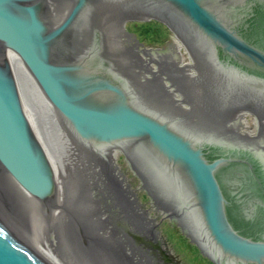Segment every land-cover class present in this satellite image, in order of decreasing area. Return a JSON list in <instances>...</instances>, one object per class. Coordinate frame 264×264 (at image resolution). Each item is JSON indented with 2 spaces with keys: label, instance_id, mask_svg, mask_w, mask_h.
I'll return each instance as SVG.
<instances>
[{
  "label": "water",
  "instance_id": "1",
  "mask_svg": "<svg viewBox=\"0 0 264 264\" xmlns=\"http://www.w3.org/2000/svg\"><path fill=\"white\" fill-rule=\"evenodd\" d=\"M259 136L264 0H0V264H124L91 175L141 264H264Z\"/></svg>",
  "mask_w": 264,
  "mask_h": 264
},
{
  "label": "bare ground",
  "instance_id": "2",
  "mask_svg": "<svg viewBox=\"0 0 264 264\" xmlns=\"http://www.w3.org/2000/svg\"><path fill=\"white\" fill-rule=\"evenodd\" d=\"M98 148L99 153H105L106 163L108 164L106 172L114 186L116 189L122 190L125 197L131 199L129 213L142 223H155L165 217L166 214L156 198L150 199L149 208L140 202V191H146L151 198L150 191L149 189H143V184L137 183L126 158L125 168L121 165L119 157L124 156V154L119 143ZM88 185H91L92 189L95 216L123 263L141 264L116 230L118 223H113L115 218H109L95 175H91V181H88ZM130 257L132 262L129 260Z\"/></svg>",
  "mask_w": 264,
  "mask_h": 264
},
{
  "label": "flooded vegetation",
  "instance_id": "3",
  "mask_svg": "<svg viewBox=\"0 0 264 264\" xmlns=\"http://www.w3.org/2000/svg\"><path fill=\"white\" fill-rule=\"evenodd\" d=\"M259 137H255V139L253 140L255 142H252V143L257 149L259 147V150H256L257 151L256 153H257V158L259 159L258 161L260 163L257 164L258 170L257 169L256 170L259 172V174L262 178L260 180V186H261V190H263L264 189V145H260V143H262V138L261 137L259 138ZM256 143L259 144V146ZM261 166H263V167H261ZM244 179H247V177H245ZM250 196L253 197L252 199H256L258 201V203L256 204L257 205V211L259 208L261 209V211H263L264 210V198L260 197V196H252L250 194H248V195L244 194V197L247 199L248 198L250 199ZM261 211L259 210V215L263 218V216L260 214Z\"/></svg>",
  "mask_w": 264,
  "mask_h": 264
},
{
  "label": "rangeland",
  "instance_id": "4",
  "mask_svg": "<svg viewBox=\"0 0 264 264\" xmlns=\"http://www.w3.org/2000/svg\"><path fill=\"white\" fill-rule=\"evenodd\" d=\"M119 160H120V162H121V165L125 168V163H126V161H125V157L124 156H120L119 157ZM108 164L106 163V166H107ZM107 168H108V166H107ZM141 192V195L139 196L140 197V202L142 203V204H144L145 206H147L148 208L150 207V204H149V202H150V196L148 195V193L146 192V191H140ZM158 200V199H157ZM159 201V200H158ZM155 213H154V211H153V215H154ZM129 260H130V262H132V258L130 257L129 258Z\"/></svg>",
  "mask_w": 264,
  "mask_h": 264
}]
</instances>
